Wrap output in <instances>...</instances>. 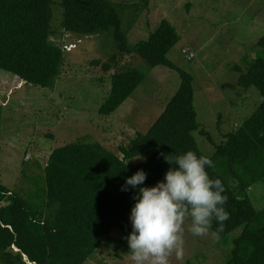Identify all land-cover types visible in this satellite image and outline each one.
<instances>
[{
  "label": "trees",
  "instance_id": "16d2710c",
  "mask_svg": "<svg viewBox=\"0 0 264 264\" xmlns=\"http://www.w3.org/2000/svg\"><path fill=\"white\" fill-rule=\"evenodd\" d=\"M59 5L65 32L83 38H110L118 51L111 62L119 55L137 56L150 67L177 71L181 85L148 133H138L130 148L120 149L122 156L99 143L76 142L55 150L44 169V187L31 194L35 201L12 193L1 183L0 106V264H86L108 243L129 249L127 241L116 242L112 237L115 231H122L125 238L132 232L125 224L136 202L135 191L121 190L126 178L143 169L148 179L140 187H153L171 167L165 155L188 151L204 155L194 136L200 131L194 77L168 57L181 41L175 27L163 20L148 40L132 45L122 15L110 0H61ZM53 19V0H0V71L25 84L54 89L66 59L64 50L51 41ZM255 47L257 56L235 69L240 73L239 87L257 88L261 104L241 127L224 136L221 145L210 138L216 152L210 158L214 167L207 171L226 188L225 208L230 214L219 236L225 239L242 229L225 264H264V222L247 195L264 179V37ZM105 69L109 71L110 66ZM144 81L145 75L137 68L114 73L110 94L99 113H115ZM201 134L209 136L205 130ZM148 151L153 152L140 164H128ZM228 175L236 187L229 185ZM217 227L214 221L212 231Z\"/></svg>",
  "mask_w": 264,
  "mask_h": 264
},
{
  "label": "rangeland",
  "instance_id": "374dc122",
  "mask_svg": "<svg viewBox=\"0 0 264 264\" xmlns=\"http://www.w3.org/2000/svg\"><path fill=\"white\" fill-rule=\"evenodd\" d=\"M110 1L121 13L132 45L148 40L163 20L179 33L181 41L168 57L194 77V108L200 126L194 136L200 151L214 158V144L221 145L224 136L251 118L262 101L257 88L239 87L240 73L235 68L257 56L255 44L264 37V0ZM53 2L51 41L64 50L66 59L56 87H35L0 71L1 183L31 201L36 200L31 199V194L44 187V169L55 150L76 142L99 143L122 156L120 149L130 148L138 133H148L181 85L177 71L150 67L137 56L119 55L116 62H111L118 54L114 42L107 37L83 38L65 32L61 27V0ZM184 51L195 58L188 61ZM128 68L141 71L144 83L115 113L101 115L100 107L111 91L112 75ZM202 130L209 136H203ZM152 152L128 164L136 166ZM227 180L236 187L231 176ZM247 195L264 222V179L253 185ZM190 224L191 219H186L182 257L173 253L169 264H225L242 229L216 240L211 235L192 236ZM125 225L132 229L130 215ZM112 237L116 242L127 241L122 231H115ZM128 253V248L108 243L86 264H134Z\"/></svg>",
  "mask_w": 264,
  "mask_h": 264
},
{
  "label": "clouds",
  "instance_id": "9594fccd",
  "mask_svg": "<svg viewBox=\"0 0 264 264\" xmlns=\"http://www.w3.org/2000/svg\"><path fill=\"white\" fill-rule=\"evenodd\" d=\"M164 159L171 167L155 186L140 187L148 179V173L141 169L127 177L121 188L135 191L136 202L130 214L132 232L126 237L134 264H169L173 253L181 258L188 218L192 236L211 235L218 240L230 216L225 208L226 188L207 171L214 167L209 157L188 151L165 155ZM214 221L218 227L211 231Z\"/></svg>",
  "mask_w": 264,
  "mask_h": 264
},
{
  "label": "built area",
  "instance_id": "2783aa9c",
  "mask_svg": "<svg viewBox=\"0 0 264 264\" xmlns=\"http://www.w3.org/2000/svg\"><path fill=\"white\" fill-rule=\"evenodd\" d=\"M185 50V49H184ZM184 54H186L187 56H186V59L188 60V61H192L194 58H195V55L193 54V53H190V52H186V51H184Z\"/></svg>",
  "mask_w": 264,
  "mask_h": 264
},
{
  "label": "crops",
  "instance_id": "0c3cea01",
  "mask_svg": "<svg viewBox=\"0 0 264 264\" xmlns=\"http://www.w3.org/2000/svg\"><path fill=\"white\" fill-rule=\"evenodd\" d=\"M239 128V127H238Z\"/></svg>",
  "mask_w": 264,
  "mask_h": 264
}]
</instances>
